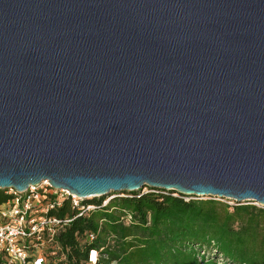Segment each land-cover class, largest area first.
<instances>
[{"label":"water","instance_id":"1","mask_svg":"<svg viewBox=\"0 0 264 264\" xmlns=\"http://www.w3.org/2000/svg\"><path fill=\"white\" fill-rule=\"evenodd\" d=\"M44 181L264 208V0H0V190Z\"/></svg>","mask_w":264,"mask_h":264},{"label":"trees","instance_id":"2","mask_svg":"<svg viewBox=\"0 0 264 264\" xmlns=\"http://www.w3.org/2000/svg\"><path fill=\"white\" fill-rule=\"evenodd\" d=\"M149 190L74 219L56 238L67 263L84 264L90 249H102L98 264H264L263 207ZM7 199L0 190V205ZM123 212L132 217L128 226ZM54 214L74 216L66 205ZM86 233L96 235L94 242L83 244Z\"/></svg>","mask_w":264,"mask_h":264},{"label":"built area","instance_id":"3","mask_svg":"<svg viewBox=\"0 0 264 264\" xmlns=\"http://www.w3.org/2000/svg\"><path fill=\"white\" fill-rule=\"evenodd\" d=\"M3 191L8 199L0 205V264H68L66 253L56 241L57 235L74 219L107 208L109 202L98 205L94 203L97 200H92L95 198L78 197L52 187L47 181L23 192ZM64 205L73 212V218H58L54 214ZM120 221L128 226L132 217L123 212ZM95 239V234L86 233L83 244ZM101 251L90 249L84 264H98Z\"/></svg>","mask_w":264,"mask_h":264},{"label":"rangeland","instance_id":"4","mask_svg":"<svg viewBox=\"0 0 264 264\" xmlns=\"http://www.w3.org/2000/svg\"><path fill=\"white\" fill-rule=\"evenodd\" d=\"M149 188H145L143 190H140L139 192L141 193H146V192H149ZM131 193H138V191H134V192H119V193H110L108 196H104V197H99V198H95V199H92V200H103V201H112L116 198H125V197H128V196H131ZM209 199H213V200H217V199H214L212 197H195V196H188L187 198H185L186 201H189V200H209ZM217 201H220L221 203L223 204H227L229 207H232L235 205V202L231 201V200H225V199H222V200H217ZM108 202V203H109ZM243 204H252V205H255L253 202L250 203V202H244L242 203L241 205ZM257 206V205H255ZM260 207V206H258Z\"/></svg>","mask_w":264,"mask_h":264}]
</instances>
